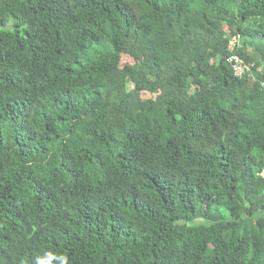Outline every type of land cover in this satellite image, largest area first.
Here are the masks:
<instances>
[{
	"label": "trees",
	"instance_id": "trees-1",
	"mask_svg": "<svg viewBox=\"0 0 264 264\" xmlns=\"http://www.w3.org/2000/svg\"><path fill=\"white\" fill-rule=\"evenodd\" d=\"M41 261L264 264V0H0V264Z\"/></svg>",
	"mask_w": 264,
	"mask_h": 264
},
{
	"label": "built area",
	"instance_id": "built-area-1",
	"mask_svg": "<svg viewBox=\"0 0 264 264\" xmlns=\"http://www.w3.org/2000/svg\"><path fill=\"white\" fill-rule=\"evenodd\" d=\"M231 61L233 62V69L235 72V75L238 77H242L244 76L247 72L250 71V65L249 64H245L244 62H242L238 57L234 56L231 58Z\"/></svg>",
	"mask_w": 264,
	"mask_h": 264
},
{
	"label": "rangeland",
	"instance_id": "rangeland-1",
	"mask_svg": "<svg viewBox=\"0 0 264 264\" xmlns=\"http://www.w3.org/2000/svg\"><path fill=\"white\" fill-rule=\"evenodd\" d=\"M125 62H132L133 63V61H131L129 58H127V57H125V60H124ZM131 88H133V85H131Z\"/></svg>",
	"mask_w": 264,
	"mask_h": 264
},
{
	"label": "clouds",
	"instance_id": "clouds-1",
	"mask_svg": "<svg viewBox=\"0 0 264 264\" xmlns=\"http://www.w3.org/2000/svg\"><path fill=\"white\" fill-rule=\"evenodd\" d=\"M40 264H44V262H43V261H41V262H40Z\"/></svg>",
	"mask_w": 264,
	"mask_h": 264
}]
</instances>
